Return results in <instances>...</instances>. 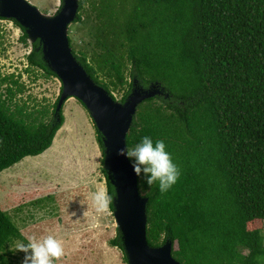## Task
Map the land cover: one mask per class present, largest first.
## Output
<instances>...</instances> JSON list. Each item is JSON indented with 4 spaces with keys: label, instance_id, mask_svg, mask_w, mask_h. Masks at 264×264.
Returning a JSON list of instances; mask_svg holds the SVG:
<instances>
[{
    "label": "trees",
    "instance_id": "trees-1",
    "mask_svg": "<svg viewBox=\"0 0 264 264\" xmlns=\"http://www.w3.org/2000/svg\"><path fill=\"white\" fill-rule=\"evenodd\" d=\"M79 4L82 40L71 30L70 45L99 85L116 100L122 92L121 102L135 79L170 94L146 99L127 135L129 147L145 135L163 139L182 170L165 194L157 185L140 190L149 197V243L171 241L181 264H264V0ZM28 61L27 72L42 71L37 78L57 77L39 40ZM14 76L0 77V173L52 148L65 122L63 110L56 115L61 95L52 110L29 108ZM10 77L14 86H5ZM25 238L0 206V264H12L10 246ZM112 243L123 248L120 231Z\"/></svg>",
    "mask_w": 264,
    "mask_h": 264
},
{
    "label": "rangeland",
    "instance_id": "rangeland-1",
    "mask_svg": "<svg viewBox=\"0 0 264 264\" xmlns=\"http://www.w3.org/2000/svg\"><path fill=\"white\" fill-rule=\"evenodd\" d=\"M29 1L44 13H56L62 6V0ZM71 30L82 40L79 25L73 22ZM23 34L13 19L0 18V77L20 80L25 89L16 97L29 108L52 110L62 82L55 76L37 78L42 72L38 68L27 72L32 43L25 44ZM7 85L14 86L11 77ZM122 94L114 93L119 101ZM63 114L65 122L52 148L0 173V206L25 237L52 234L63 242L65 255L55 264H128L124 248L112 243L119 235L114 209L98 211L91 199L100 188L109 192L96 124L74 97L65 102ZM23 258V252L15 251L12 264H22Z\"/></svg>",
    "mask_w": 264,
    "mask_h": 264
},
{
    "label": "water",
    "instance_id": "water-1",
    "mask_svg": "<svg viewBox=\"0 0 264 264\" xmlns=\"http://www.w3.org/2000/svg\"><path fill=\"white\" fill-rule=\"evenodd\" d=\"M80 0H62L56 13H44L29 0H0V18L14 19L25 28L29 41H40L48 68L61 80L63 91L57 106L59 116L69 98L79 99L90 112L104 143V168L115 188L114 217L128 264H181L167 241L155 247L148 241L149 197L137 189V177L118 150L127 145V135L139 106L157 95L170 96L161 83L142 86L137 79L126 101L116 100L99 85L73 52L69 26L75 22Z\"/></svg>",
    "mask_w": 264,
    "mask_h": 264
},
{
    "label": "clouds",
    "instance_id": "clouds-1",
    "mask_svg": "<svg viewBox=\"0 0 264 264\" xmlns=\"http://www.w3.org/2000/svg\"><path fill=\"white\" fill-rule=\"evenodd\" d=\"M117 154L129 161L137 177L138 191L157 185L159 192L165 194L173 188L182 174L163 139L154 141L151 136L145 135L133 146L125 145L120 148ZM91 199L97 210L103 212L110 208L115 197L105 188H100L91 193ZM10 250L24 253L22 264H55L65 255L63 242L52 234L28 236Z\"/></svg>",
    "mask_w": 264,
    "mask_h": 264
}]
</instances>
